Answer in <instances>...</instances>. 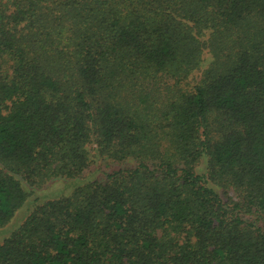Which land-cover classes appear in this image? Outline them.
Wrapping results in <instances>:
<instances>
[{"label":"trees","instance_id":"16d2710c","mask_svg":"<svg viewBox=\"0 0 264 264\" xmlns=\"http://www.w3.org/2000/svg\"><path fill=\"white\" fill-rule=\"evenodd\" d=\"M7 226L0 264H264V0H0Z\"/></svg>","mask_w":264,"mask_h":264},{"label":"rangeland","instance_id":"374dc122","mask_svg":"<svg viewBox=\"0 0 264 264\" xmlns=\"http://www.w3.org/2000/svg\"><path fill=\"white\" fill-rule=\"evenodd\" d=\"M64 187H65V186H64L62 183H58V184H56L52 189H54V190H60V189H64ZM43 194H44V195H48L49 193H48V192H43ZM26 213H27V212H26V209H22L21 211H19L18 214L16 215L15 220H14L13 223H15V224L19 223V222L24 218V216L26 215ZM9 227H10V226H7L5 229H2V230L0 231V240H1L2 238H4L5 235L8 234Z\"/></svg>","mask_w":264,"mask_h":264}]
</instances>
